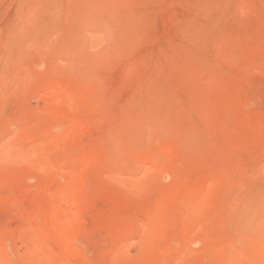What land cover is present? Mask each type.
<instances>
[{"label":"rangeland","instance_id":"rangeland-1","mask_svg":"<svg viewBox=\"0 0 264 264\" xmlns=\"http://www.w3.org/2000/svg\"><path fill=\"white\" fill-rule=\"evenodd\" d=\"M0 264H264V0H0Z\"/></svg>","mask_w":264,"mask_h":264}]
</instances>
